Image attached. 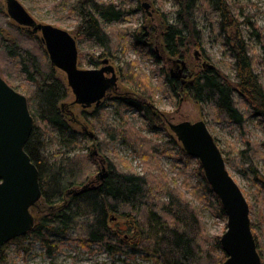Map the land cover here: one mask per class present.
Here are the masks:
<instances>
[{
	"label": "trees",
	"instance_id": "obj_1",
	"mask_svg": "<svg viewBox=\"0 0 264 264\" xmlns=\"http://www.w3.org/2000/svg\"><path fill=\"white\" fill-rule=\"evenodd\" d=\"M175 2L177 9L174 16L165 15L163 22L164 48L173 56L186 57L193 44L201 46V33L198 30V16L201 12H217L220 15L221 25L218 29L221 33L234 27V8L228 0ZM68 3L79 17V23L74 33L72 32L77 40L80 37L86 38L105 49L102 55L92 58V62L100 64L105 55L112 56L114 49L121 46L114 43L113 36L105 25L121 20L128 10L114 2L102 0H69ZM17 32H14L16 38L0 36V72L10 84L6 67L9 69L11 64H15L18 74L28 83L10 85L27 96L34 117V127L26 151L39 169L41 199H44L50 209L27 235L42 239L51 250V243L54 242L51 237H68L71 232L76 231L82 236L80 240L84 243H96L109 251H113L110 245L112 237L126 241L128 236L132 237L134 250H149L155 254L154 259L160 264H223L227 255L220 238H211L210 245L213 249L208 248L206 252L203 250V246L209 245L210 238L203 227L200 212L180 188L171 185L167 173L155 167L156 158L152 154L154 152L151 153L155 145L153 141L143 137L126 119L121 126H107L109 129L105 127L106 134L112 141L124 137L132 143L134 151L142 154L144 171L121 169L111 161L104 179L95 176L88 180L87 170L89 166H93V162L76 152L80 147L79 133L72 128L66 116L71 114L73 123L85 125L77 114L72 116L76 105L66 102L72 92L67 78L63 79L59 74L61 70L51 63L42 40L29 32ZM118 34L120 36L119 32ZM234 36L230 43L233 44L231 54L234 58L235 76L232 78L219 69L202 70L189 86V95L197 102L210 101L216 108L215 119L227 118L243 127L248 115H258L264 120V84L247 44L240 36ZM30 40L38 43V51L29 45ZM141 42L137 39L135 44ZM80 57L79 51V65ZM156 60L159 61L157 57ZM127 64L133 69L132 63ZM143 75L136 73L135 81L129 77L135 90L122 100L153 120L157 115L152 106L154 96ZM166 81L169 85L173 83L169 75H166ZM171 89L173 90V85ZM235 92L245 99L247 111L240 109L234 98ZM101 109L100 106L91 113L83 112V116L88 121L97 120ZM159 119L161 122V117ZM69 131L71 134H68ZM53 144L60 148H52ZM177 145V139L173 138L154 148L169 152L177 150ZM251 151H254L252 144L248 149L240 150L239 154L250 159ZM179 152L192 157L184 148ZM225 160L227 161L226 157ZM197 180V188L193 190V194H201L218 215L227 218L219 197L205 177L200 161ZM79 185L81 187H77ZM85 185L88 187L84 188ZM72 188L78 192L68 194ZM122 220L125 228L121 227ZM127 231L131 233L126 235ZM25 237L20 236L10 242L21 243ZM10 242L0 249V264L8 263L6 248ZM204 255L206 260H202Z\"/></svg>",
	"mask_w": 264,
	"mask_h": 264
},
{
	"label": "rangeland",
	"instance_id": "obj_2",
	"mask_svg": "<svg viewBox=\"0 0 264 264\" xmlns=\"http://www.w3.org/2000/svg\"><path fill=\"white\" fill-rule=\"evenodd\" d=\"M68 1L20 0L38 22L51 23L74 33V29L79 23V17L72 11ZM102 1L114 2L117 6L128 10L121 20L105 25L112 34L114 43L121 45L118 49L117 47L114 49L112 56H104V58H109V62L116 69L119 76L117 83L119 89L118 92L110 93L100 105L102 109L98 113L100 116L97 120L88 121L83 116V112L91 113L100 106L89 108H83L80 105L74 106L72 116L77 114L81 123L85 125L73 123L71 114H66L72 128L79 133L80 147L76 152L83 154L88 161L91 159L93 162V166H89L87 170L88 180L103 174V166H105V173L107 174L111 161L118 164L121 169L131 168L138 172L144 171L145 162L142 160V154L134 151L132 143L124 137L112 141L106 134L105 127L121 126L126 119L143 137L152 140L155 145H162L173 138L177 139L179 144L176 146L177 150L163 152L160 149H155L154 145L151 153L153 151L152 154L156 158L155 167L166 172L171 185L180 188L185 197L200 212L203 227L207 237L210 238V240L208 239L209 245L203 246V250L206 252L208 248H212L210 245L211 238L219 237L221 239V236L226 232L227 218L218 215L208 205L207 199L202 198L201 194H195L196 196L193 194V190L195 191L198 184L199 160L179 152L183 148L182 143L164 118L155 114L156 119L150 120L146 115L128 106L122 100L133 94V89L135 90L130 79L135 81L137 79L136 73L139 75L143 73L145 80L150 85L149 91L154 96V105L167 117H170L171 122H180L186 119L191 121L204 120L206 122L227 159V168L240 185L250 204L252 229L264 264V120L258 115L251 114L246 117L242 127L237 122L227 118L215 119L216 108L210 101L197 102L186 93L180 96L175 95L166 81V75L169 74L167 65L161 61L157 62L155 56L152 55L151 49L154 41L152 46L148 47L147 45L142 47L141 43L135 44L137 39L143 40L145 38L143 27L150 20L148 13L142 7L143 0ZM151 2L160 21H165V15L174 16L177 9L175 0H151ZM228 2L234 8V27H230L221 33L218 29L221 25L220 15L217 12L206 14L201 12L198 16L201 46L194 44L191 46L185 57L187 64L197 73L208 66H214L215 69L222 70L233 78L235 76L234 58L231 54L233 44L230 41L236 34L247 44L250 55L255 58L256 70L264 84V0H228ZM0 11H4L0 12V31L2 33L0 36L16 38L14 32H28L10 18L6 8V0H0ZM34 36L38 40H42L39 33L34 34ZM163 40L161 39L162 43ZM28 43L34 50H39V45L35 41L30 40ZM162 45L161 51L164 47V44ZM43 46L46 50L44 44ZM78 46L81 54L80 67L95 68L102 65V63L92 62V58L105 52L103 46L81 37L78 38ZM127 63H132L133 69ZM14 66L15 64H11L9 69L6 67L7 79L10 84L14 86L27 85V81L18 74V70ZM59 74L63 79H66L64 71L61 70ZM234 98L240 109L244 112L247 111L245 99L237 92L234 93ZM74 99L75 96L71 92L66 102L71 103ZM119 104H121L120 107ZM160 117L161 122L159 121ZM84 127L94 132L95 136L91 137L87 134ZM119 130L121 131V129ZM68 134L71 132L69 131ZM251 144L254 149L251 151V158L247 159L245 156H240L239 151L248 149ZM52 148L58 149L60 146L53 144ZM63 151H65L64 148ZM31 211L35 216V223H38L45 214L50 212V209L44 199H40L31 207ZM111 224L117 226L115 223ZM124 226L126 225L122 220L121 227L125 228ZM115 227L114 230H116ZM114 230L113 232H115ZM129 233L131 232L127 231L125 234L128 235ZM27 234L21 243L19 241L9 243L6 248L7 264H160L154 259L155 254L150 253L149 250H134L132 237L128 238V236H126V241H119L116 237H112L110 245L113 251H109L108 248L96 243H84L80 240L82 236L74 231L68 237H51L54 242L51 243L52 249L50 250L45 246L42 239ZM202 260H206V255L202 257Z\"/></svg>",
	"mask_w": 264,
	"mask_h": 264
},
{
	"label": "water",
	"instance_id": "obj_3",
	"mask_svg": "<svg viewBox=\"0 0 264 264\" xmlns=\"http://www.w3.org/2000/svg\"><path fill=\"white\" fill-rule=\"evenodd\" d=\"M142 7L151 14L148 0H143ZM6 8L10 18L29 33L40 34L51 63L66 73L75 96L72 105L98 106L109 90L117 87L118 76L108 59L101 68L80 67L78 40L71 31L38 22L20 0H6ZM177 61L182 64L179 73L183 74L187 63L184 59ZM168 125L187 153L201 162L205 177L227 215V230L220 239L227 255L223 264H263L252 229L250 204L227 168L224 154L206 122L168 120ZM33 127L27 96L11 86L0 72V249L11 240L25 236L35 225L31 207L42 198V190L39 169L26 151ZM84 129L91 137L95 136L87 127ZM102 171L97 177L104 179L105 166ZM76 191L72 188L68 194Z\"/></svg>",
	"mask_w": 264,
	"mask_h": 264
},
{
	"label": "flooded vegetation",
	"instance_id": "obj_4",
	"mask_svg": "<svg viewBox=\"0 0 264 264\" xmlns=\"http://www.w3.org/2000/svg\"><path fill=\"white\" fill-rule=\"evenodd\" d=\"M148 1L151 3V8H150L151 14H149L146 11V13H148V16L150 17V20H148L147 23L143 27V29H144L143 36H145V38H144L145 40L144 39L143 40L140 39V41H142L141 42L142 47H144V45L145 46L147 45V47L148 46H152V43L154 41V45H153V48H152L153 50L151 49L152 55L155 56V58L157 57L159 59V61L156 60L157 62H160L161 61V62H164V64L167 65V69L169 70V74H168L169 75V78L173 80V83H172L173 90L171 89L172 92L175 95L177 94L179 96L181 94L183 95V93L189 94L190 93L189 86L194 83L195 78L199 74L200 71L198 73L195 72V71H193L189 67V65L187 64V67H186V69H184L183 74L182 73H179V66L182 67V64L179 63L177 60L178 59H184L186 61V63H187V59L185 57H181V55L173 56V55L169 54L165 50L164 47H163V50L161 51V46H163L162 45L163 43L161 42V39H163L164 36H165V27H164L163 21H160V18L158 19V16L156 14L157 11L153 7V4H152L151 0H148ZM22 28L23 29H26L23 26H22ZM139 38H141V37H139ZM197 54H199V53L197 52ZM105 59H108L109 60V58H104L101 61L102 65L101 66H97L95 68H101V67H103L105 65L103 63V61ZM108 64H111V63L109 62ZM209 69H215V67L214 66H208L207 68H205L203 70H209ZM172 73H176V75L180 74V76H178V77H172L171 76ZM184 74L187 75V76L184 77L183 76ZM109 75H111V73L107 74V76H109ZM117 76H118V74H117ZM118 80H119V76H118ZM117 83H118V81H117ZM172 85L171 84L169 85L170 88H171ZM118 89H119V87L117 86V87L109 90V92L103 98V100H102V102H101L100 105H102V103L107 98V96L110 95V93L118 92ZM75 105H80V104H75ZM100 105H98V106H100ZM93 106H97V105L94 104ZM152 106H154V108L156 109V114L157 115H160L161 117H163L166 123H168V120L170 121V117H167V115L165 113L161 112L155 105H152Z\"/></svg>",
	"mask_w": 264,
	"mask_h": 264
}]
</instances>
